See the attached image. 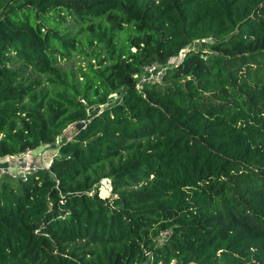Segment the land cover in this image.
<instances>
[{
  "label": "trees",
  "instance_id": "16d2710c",
  "mask_svg": "<svg viewBox=\"0 0 264 264\" xmlns=\"http://www.w3.org/2000/svg\"><path fill=\"white\" fill-rule=\"evenodd\" d=\"M79 121L0 180V264H264V0H0V158Z\"/></svg>",
  "mask_w": 264,
  "mask_h": 264
},
{
  "label": "built area",
  "instance_id": "2783aa9c",
  "mask_svg": "<svg viewBox=\"0 0 264 264\" xmlns=\"http://www.w3.org/2000/svg\"><path fill=\"white\" fill-rule=\"evenodd\" d=\"M167 68H168V64H160L157 62L144 65L141 68V70L135 73L134 75L137 89L141 91L143 85L147 82L161 81L164 77V74L167 71ZM34 151H35L34 149H28L19 155H14L9 157L18 160H24V158H27L26 160L23 161V163L12 160H10L7 163L0 162V179H2L3 177H7L11 180H18L19 178L24 177L27 172L33 171L38 166H40V165H36L31 159V156ZM21 155L24 156L22 157ZM51 161L52 159L49 161L48 164L45 165L49 166ZM167 234H168L167 232L163 233L162 238L160 240L164 241L166 239ZM145 264H151V263H145Z\"/></svg>",
  "mask_w": 264,
  "mask_h": 264
},
{
  "label": "rangeland",
  "instance_id": "374dc122",
  "mask_svg": "<svg viewBox=\"0 0 264 264\" xmlns=\"http://www.w3.org/2000/svg\"><path fill=\"white\" fill-rule=\"evenodd\" d=\"M201 43H195L193 44L191 47L192 48H199L201 47ZM80 54H77V57H76V60H78V64L79 65H84V62L83 61H80ZM179 58H175L172 60V62H176ZM117 96H113L111 97V101L110 102H113L114 100H120L121 97H122V91H120L118 94H116ZM103 108V107H101ZM100 107L98 108H94L93 110H91V113L93 112H96V111H99V109H101ZM72 126V125H71ZM70 127V126H69ZM66 137H65V132L57 139V142L54 143V144H47V145H43L42 147L36 149L32 156H31V159L32 161L36 164V165H45V164H48L49 161L58 153V149H59V145L60 143L65 140ZM22 157L24 155H21ZM27 158H24V160H26ZM8 160H12V161H16V162H20V163H23L24 160H18V159H12V158H9ZM111 189H112V184H111V180L109 179H104L102 180L100 186H99V192H100V195L102 197H105L107 196L110 192H111Z\"/></svg>",
  "mask_w": 264,
  "mask_h": 264
},
{
  "label": "water",
  "instance_id": "95a60500",
  "mask_svg": "<svg viewBox=\"0 0 264 264\" xmlns=\"http://www.w3.org/2000/svg\"><path fill=\"white\" fill-rule=\"evenodd\" d=\"M120 91H121V89H117V91L115 93L111 94L110 97L117 96L116 94H118ZM81 100H83V97H81ZM84 126H85V121H79V122L75 123L74 125L68 127L65 130V137L67 139H72L75 136V134L79 130H81Z\"/></svg>",
  "mask_w": 264,
  "mask_h": 264
},
{
  "label": "crops",
  "instance_id": "0c3cea01",
  "mask_svg": "<svg viewBox=\"0 0 264 264\" xmlns=\"http://www.w3.org/2000/svg\"><path fill=\"white\" fill-rule=\"evenodd\" d=\"M7 159H9V157H6V158H0V162L2 163H7V162H9L10 160H7ZM41 166V165H40ZM1 180V179H0Z\"/></svg>",
  "mask_w": 264,
  "mask_h": 264
}]
</instances>
